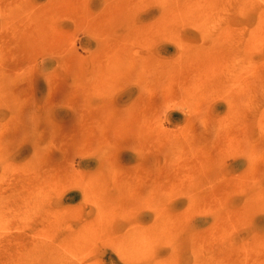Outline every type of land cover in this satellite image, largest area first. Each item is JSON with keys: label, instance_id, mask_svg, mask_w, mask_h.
Here are the masks:
<instances>
[{"label": "rangeland", "instance_id": "1", "mask_svg": "<svg viewBox=\"0 0 264 264\" xmlns=\"http://www.w3.org/2000/svg\"><path fill=\"white\" fill-rule=\"evenodd\" d=\"M0 264H264V0H0Z\"/></svg>", "mask_w": 264, "mask_h": 264}, {"label": "bare ground", "instance_id": "2", "mask_svg": "<svg viewBox=\"0 0 264 264\" xmlns=\"http://www.w3.org/2000/svg\"><path fill=\"white\" fill-rule=\"evenodd\" d=\"M166 52H170L171 50L169 48H163Z\"/></svg>", "mask_w": 264, "mask_h": 264}]
</instances>
